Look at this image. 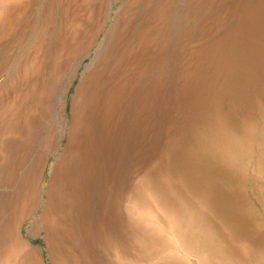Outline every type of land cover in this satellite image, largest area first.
<instances>
[{
    "label": "rangeland",
    "instance_id": "rangeland-1",
    "mask_svg": "<svg viewBox=\"0 0 264 264\" xmlns=\"http://www.w3.org/2000/svg\"><path fill=\"white\" fill-rule=\"evenodd\" d=\"M222 135L264 142V0H0V264H262Z\"/></svg>",
    "mask_w": 264,
    "mask_h": 264
},
{
    "label": "bare ground",
    "instance_id": "bare-ground-1",
    "mask_svg": "<svg viewBox=\"0 0 264 264\" xmlns=\"http://www.w3.org/2000/svg\"><path fill=\"white\" fill-rule=\"evenodd\" d=\"M257 130V129H256ZM227 136H216L218 140L206 146L209 160L214 163L218 175L210 186L208 198L223 202L225 215L229 221H246L255 231H264V142L258 136V154L245 142ZM210 148V149H209ZM216 178L219 182H215ZM206 181V180H205ZM203 198V197H202ZM238 218V219H237ZM199 242L202 243L201 236ZM213 249L212 251H214ZM264 254V253H261ZM212 256L225 258L224 253H212ZM264 264V258L261 260ZM207 264V262H203ZM223 264H230L223 262Z\"/></svg>",
    "mask_w": 264,
    "mask_h": 264
},
{
    "label": "crops",
    "instance_id": "crops-1",
    "mask_svg": "<svg viewBox=\"0 0 264 264\" xmlns=\"http://www.w3.org/2000/svg\"><path fill=\"white\" fill-rule=\"evenodd\" d=\"M15 228H14V237L12 238H10V237H8V236H4L5 237V241H6V243H5V248L4 249H6V253L8 254V255H10V254H12V257H13V253H12V249H10V246L11 245H14V243H15V241L16 240H18L19 241V235L15 232V230L17 229V223L15 222ZM15 258H16V256H14Z\"/></svg>",
    "mask_w": 264,
    "mask_h": 264
}]
</instances>
